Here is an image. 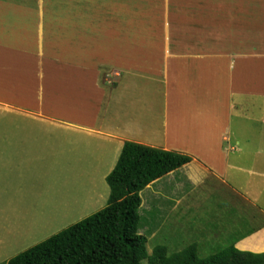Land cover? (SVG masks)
I'll use <instances>...</instances> for the list:
<instances>
[{
    "label": "crops",
    "instance_id": "obj_1",
    "mask_svg": "<svg viewBox=\"0 0 264 264\" xmlns=\"http://www.w3.org/2000/svg\"><path fill=\"white\" fill-rule=\"evenodd\" d=\"M133 1L0 0V233L23 232L16 218L42 215L46 197L55 217L70 214L74 195L105 202L106 177L131 141L191 157L144 189L140 207L159 212L152 236L173 247L225 242L220 248L264 254V149L245 150V117L236 121L233 105L234 95H252L236 85L238 60L246 67L264 57L242 35L249 10L255 32L252 10L263 0H211L205 17L206 0L190 9L180 0H161L162 8ZM170 1L187 28L172 23ZM124 42L133 65L105 51ZM263 62H254L249 85L264 97ZM57 176L73 177L68 201L48 195L65 189L46 183ZM205 202L215 209L210 236L178 216ZM25 230L17 236L36 227Z\"/></svg>",
    "mask_w": 264,
    "mask_h": 264
},
{
    "label": "trees",
    "instance_id": "obj_2",
    "mask_svg": "<svg viewBox=\"0 0 264 264\" xmlns=\"http://www.w3.org/2000/svg\"><path fill=\"white\" fill-rule=\"evenodd\" d=\"M190 161L185 154L125 141L106 177V206L6 264H264V254L239 251L233 245L205 258L196 244L173 254L157 246L148 256L147 239L139 233L140 192Z\"/></svg>",
    "mask_w": 264,
    "mask_h": 264
},
{
    "label": "rangeland",
    "instance_id": "obj_3",
    "mask_svg": "<svg viewBox=\"0 0 264 264\" xmlns=\"http://www.w3.org/2000/svg\"><path fill=\"white\" fill-rule=\"evenodd\" d=\"M176 1V0H174ZM182 1V2H181ZM194 1V2H193ZM205 1V0H204ZM133 0H127V4L133 5ZM154 2L157 4L156 7L159 6V8H162V1L161 0H154ZM181 7L187 9L189 6V9L194 7L196 0H180ZM211 0H206L204 4V14L205 17L207 14H209L210 11V3ZM261 4H256L255 9L252 10V26H255V32H251V21H250V15L249 10L247 14V20L244 27V32L242 35L246 36L245 46L246 48H250V45H252V48L254 52H261L264 54V0L263 1H257ZM256 1L254 0V5ZM169 9L172 12L173 18L172 23L177 26H183V23L186 26V19L182 14H179V11H177L174 7V4L170 1ZM257 10V13H256ZM248 11V10H247ZM246 17V16H245ZM188 18V17H186ZM188 24V23H187ZM224 24V23H223ZM223 26V25H222ZM235 27V26H234ZM237 27V26H236ZM259 34V35H258ZM254 35V38H253ZM239 39L235 38L234 40H231L232 42H237ZM111 44V43H108ZM105 46V45H104ZM105 51L112 52L114 51L117 55V59L124 58L125 62L129 65H133V46L130 43L124 42L120 43V48L113 49L111 47H105ZM94 57H101L100 49L95 53L93 52ZM106 55V54H105ZM107 57L111 58L110 56L106 55ZM258 61H264V57L261 56L259 58H253L252 60H247L245 65L246 67L239 63L236 64L237 67V80L236 85L241 86L244 85L246 90H251V94H247L245 98H242L241 96L234 95L233 97V105L235 107H239L238 111H236V114L238 116V121L240 118V115L243 114L245 117V128L240 136L241 139L244 142L245 150L252 151L255 147L260 146L264 149V97L260 95L262 90L260 89H253L251 85V82L254 84V71L252 66L254 65V62ZM244 66V67H243ZM240 67L242 68V72L239 71ZM262 71H264V62L262 63ZM250 70L251 71V79L250 80ZM253 73V74H252ZM247 84V85H246ZM158 88H162V84H158ZM264 91V90H263ZM157 107H162L161 102L157 103ZM244 107V108H243ZM0 118H4V112L3 107H0ZM239 127V125L237 126ZM36 178V184L40 185V183L44 182V177L38 176ZM48 178V177H46ZM71 179L73 180V177L70 176H57V177H49V180H46V183L48 186L55 185L63 189L64 191L67 189V191H61L57 192L56 190L54 192H48V195L51 196V194L54 196L62 195L65 196L66 200H69L68 193H69V186H72L75 182L72 183ZM32 184V181H30ZM45 183V182H44ZM85 184V181L82 185ZM38 187V186H37ZM39 188V187H38ZM59 191V190H58ZM78 193L81 192L83 194V191H77ZM147 191L143 190L140 192V197L143 201V204L145 203L147 199ZM50 197H46V202L42 205V210L44 212H41L42 215L38 216V213L40 209L34 210L30 217L27 219H23V217H17L16 220L19 223L20 226H22L23 232L11 235L4 234V232L0 233V264H6L11 258L16 256L17 254L31 248L32 246L48 239L49 237L59 233L60 231L70 227L71 225L80 222L81 220H84L88 218L89 216L95 214L99 210H101L103 207L107 204V199L105 202L99 201L94 202L92 205H90L88 202H86V198L83 199L81 197H78L74 195L72 197L71 203H70V214L67 216H61V217H55L50 215L49 213L53 214L52 208H49ZM52 199V198H51ZM54 202V200H53ZM204 207H197V208H191L183 211L184 213L188 212L185 216L184 213H181L179 211L178 216L184 218L183 222H186L189 220L191 223L193 220L197 224V226L203 229L205 236H210V231L212 228V225L209 223L212 221L214 216V207L212 202H205ZM79 205H82L84 208H80ZM150 206L148 207H140L138 210V213L141 216L140 220V229L139 233L144 235L147 239L146 242V251L148 256H150L153 252V249L157 246H165L168 249L169 254L177 253L181 250H183L186 246L190 244L188 241L179 242L175 247L173 245H168L167 241L162 236H152L150 232H148V229L152 230V224L155 223L156 217L159 216V212L157 209ZM75 210V213L73 212ZM32 211V210H31ZM49 212V213H47ZM54 215V214H53ZM43 216H45V219H49V221H46L43 219ZM37 218V219H36ZM43 220V221H38ZM42 222V223H41ZM146 225V227L143 228V225ZM200 224V226L198 225ZM31 226L36 227V232L30 233L27 238H19L17 235H20L24 233V235L27 233L25 228ZM38 232V233H37ZM222 244H226L225 242H221ZM222 244L213 243L211 247L205 248L204 250H198L199 256L201 258H205L207 256H210L213 254L216 250L220 249Z\"/></svg>",
    "mask_w": 264,
    "mask_h": 264
}]
</instances>
